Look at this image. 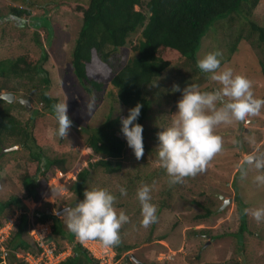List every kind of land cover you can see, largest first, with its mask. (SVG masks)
Here are the masks:
<instances>
[{
    "label": "rangeland",
    "instance_id": "obj_1",
    "mask_svg": "<svg viewBox=\"0 0 264 264\" xmlns=\"http://www.w3.org/2000/svg\"><path fill=\"white\" fill-rule=\"evenodd\" d=\"M64 1L40 0L43 8L33 9L31 17H27L24 23H17L8 16L14 1L0 0V60L24 53L40 56L42 49L46 48L49 58L44 67L52 82L48 94L57 102L68 103L69 117L75 126L71 124L67 136L58 135L54 110L40 101L41 92L36 81L11 79L9 85L18 89L13 92L16 96L13 114L23 125L30 124L28 129L36 126L35 133L42 138L46 160L65 159V169L76 174L99 159L86 144L88 136L104 123L109 114L116 117L126 110L109 94L88 90L87 83L76 76L73 52L83 20L67 11L63 5L67 2ZM72 1L86 3L88 0ZM44 16L50 22L48 27L37 26L41 25L39 18ZM252 23L264 28V0H260L249 18L233 14L217 19L203 38L197 59L219 50L222 53L221 67L248 77L254 95L264 98V39L260 31L254 30ZM136 37L131 35L130 39L134 41ZM234 45L236 49L232 51ZM114 56H120L121 62L126 63L130 56L129 47L119 49ZM100 68L106 70L107 66ZM171 68L156 95L152 118L146 123L144 155L137 159L127 147L119 171L111 173L97 168L91 172L87 183V188L105 187L113 192L117 196V210L123 209L129 216L128 222L120 229V241L130 250L123 253L119 264H264V219L257 221L251 215L256 208L264 207V184L254 181V176L264 169L248 167L246 176L241 173L247 154L264 156V107L242 124L233 119L231 123L218 125L215 132L222 137V150L209 161L204 171L172 183L158 161L155 147L157 133L170 124L171 114L177 110V101L182 95L173 87L179 84L183 89L188 83H196L201 91H207L219 85L188 59L176 62ZM183 79L188 81L186 85L182 84ZM6 81L0 78L1 84ZM108 83L106 79V85ZM7 92L3 90L2 93ZM93 98L94 109L87 112L84 106ZM20 99L31 102L30 111ZM118 135L125 140L120 132ZM30 150L16 138L6 139L0 145V206L4 207L13 198L26 197L23 180L36 167ZM56 168L60 167L51 168L49 175ZM37 184V190L47 200L36 207L35 215L26 207L11 205L5 208L0 213V225L5 224L11 229H3L4 233L10 234L12 229L17 231L16 224L22 210L28 213L31 221H36L39 213L49 211L59 215L64 207L74 206L80 199L71 192L68 179L62 185H56L39 175ZM144 184L153 186L151 202L156 205L158 217L148 227L141 224V204L136 195L137 189ZM121 186L127 189L126 195H121ZM29 205L31 209L34 207ZM241 207L249 211H244L247 230L239 237ZM207 212H210L209 216ZM60 217L63 230L72 232L66 226V217ZM30 230L29 225L23 235L29 242L33 238ZM56 239L59 247L68 242L60 235ZM5 251L6 246L2 252Z\"/></svg>",
    "mask_w": 264,
    "mask_h": 264
},
{
    "label": "trees",
    "instance_id": "obj_2",
    "mask_svg": "<svg viewBox=\"0 0 264 264\" xmlns=\"http://www.w3.org/2000/svg\"><path fill=\"white\" fill-rule=\"evenodd\" d=\"M13 1L14 5L11 6L8 16L17 23H24L27 17L32 16L33 9L44 6L40 4V0ZM64 2H67L63 4L67 11L80 16L83 20L73 52L76 76L87 83L88 90L94 89L99 93L109 94L126 110L116 117L109 114L104 123L86 140L92 154L99 156V159L84 168L79 173L77 181L71 185V192L82 199L83 191L87 187L93 170L101 167L113 173L121 168L128 145L126 140L118 135L121 127L120 117L127 115L130 107L138 102L141 103L143 107L139 123L144 126L145 139L148 132L146 123L152 118L156 95L165 75L171 72V67L183 59L197 64V54L209 27L223 16L238 14L244 18L251 17L260 0H148L147 2L144 0H88L86 3L66 0ZM39 19L41 20V25H37L39 27L42 25L48 27L50 24L45 16ZM252 25L254 30L261 32L264 39V28L253 23ZM131 35H137L136 40L130 39ZM126 46L130 49V56L126 63H122L120 56H114V53ZM231 49L235 50L236 46L234 45ZM42 51L40 56L24 53L0 60V78L7 80L5 84L0 83V95L3 94V90L8 92L18 90L16 86L9 85L11 79L36 81L39 84L37 86L40 87V101L46 103L48 108H53L57 101L48 94L52 82L44 67L49 55L46 48ZM103 65L107 66L106 70L100 68ZM262 74L264 76V65ZM106 79L109 80L108 85H106ZM185 83L188 81L183 79L182 84ZM22 96L30 98L29 95ZM240 122L243 123V121ZM29 126L30 124L23 125L15 117L13 103L0 98V145L6 139L16 138L18 142L31 149V156L36 167L33 172L26 175L23 181L25 198L36 203L42 199V194L37 190L39 175L44 176L49 182L51 168L60 167L59 169L67 170L65 159L46 160L44 158L42 138L36 135L35 125L32 130L28 129ZM11 205L24 207L23 198H13L4 207L0 206V213ZM27 214L24 210L16 224L17 231H14L11 238L5 242L6 247H10L7 256L9 264H25L17 259L16 253L24 254L30 250H39L37 246L35 248L34 244L23 238L29 226ZM206 215L209 216L210 212ZM240 218L239 237L247 230L246 214L242 207ZM37 219L42 222L53 219L55 240L58 235L64 239L76 236L73 232L64 231L61 220L47 212L39 213ZM2 225L4 224L0 226ZM115 246L118 259L130 250L127 246H123L121 241ZM3 260L0 253V264ZM60 264L98 263L89 256L88 252L77 246L73 255Z\"/></svg>",
    "mask_w": 264,
    "mask_h": 264
},
{
    "label": "clouds",
    "instance_id": "obj_3",
    "mask_svg": "<svg viewBox=\"0 0 264 264\" xmlns=\"http://www.w3.org/2000/svg\"><path fill=\"white\" fill-rule=\"evenodd\" d=\"M221 56L222 53L219 50L210 51L196 61L199 69L209 74L211 80L218 82V87L207 91H201L200 86L196 83H188L183 89L179 84H175L173 87L174 91H180L182 95L177 101V110L171 114L170 124L157 133L158 144L155 147L158 161L166 169L172 183L182 182L183 178L204 171L209 161L222 150V137L215 132L218 125L231 123L233 119L246 122L247 117L259 114L261 108L264 107V98H258L254 95L252 81L244 75L234 74L231 68H222ZM94 104V98L86 102L84 106L86 111L91 112L94 109ZM142 107L143 105L138 102L128 109L127 115L120 117V133L137 159L141 158L145 152L144 126L139 123ZM53 110L58 123V135L65 137L72 124L68 113V103L57 102L53 105ZM248 167H254L257 170L264 169V156L256 153L247 154L241 165L242 175H247ZM58 171L71 173L68 170L57 169L50 174V182L54 183L53 177ZM81 171L79 169L74 174L75 179H68L71 185L77 181ZM64 180L60 184H55L62 185ZM254 181L258 184H264V172L256 174ZM152 188L153 186L144 184L137 189L136 193L141 204L143 217L141 224L144 227H148L158 219L156 205L151 202ZM119 191L121 195L127 194V189L124 186H121ZM43 200L47 199L42 196V199L35 203L25 198L23 205L35 215L36 207L42 206L40 204L43 203ZM116 200L117 196L105 187H86L83 191V198L79 199L74 206L64 207L59 215L48 211L47 213L55 218L66 217L67 228L76 235L74 238L65 239L68 242L62 247L58 246V242L53 237V219L46 222L37 219L35 222L49 223L52 229L50 240L61 251L71 250L70 255L65 260L71 257L74 249L79 246L98 263V260L85 246V243L91 242H100L104 246H111L116 251V258L118 259L115 245L120 243V229L123 224L128 222L129 216L123 209L117 210ZM29 204L34 207L31 209ZM244 211L248 212L249 209L246 208ZM20 212L23 213V210ZM251 215L257 221L264 219V207L256 208L251 212ZM29 217L28 215V224L31 228L32 221ZM4 225L0 226V229ZM13 232L12 229L5 242L11 238ZM31 239V244H34L36 248V242L33 238ZM5 242L2 246L4 249L0 248L2 251L5 250ZM2 251L0 253L4 258L3 264L7 263L5 256L7 253L9 254L10 247H6L5 252ZM37 251L36 249L27 252L34 253ZM19 255L22 253H16L17 259L28 264ZM120 259H118L119 263Z\"/></svg>",
    "mask_w": 264,
    "mask_h": 264
},
{
    "label": "built area",
    "instance_id": "obj_4",
    "mask_svg": "<svg viewBox=\"0 0 264 264\" xmlns=\"http://www.w3.org/2000/svg\"><path fill=\"white\" fill-rule=\"evenodd\" d=\"M63 179H75L74 173H65L63 171H58L53 177V182L60 184ZM31 235L33 240L36 242L38 247L37 252H27L26 254L19 255L28 264H59L64 261L71 253L70 249L59 250L56 244L50 240V234L52 233L51 225L36 223L32 221L31 223ZM11 229V227H2L0 229V248L4 249L2 246L10 234L4 233L3 229ZM12 231V230H11ZM11 233V232H10ZM85 246L91 251L94 257L98 260L99 264H118L119 261L116 258V251L111 246H104L100 242L85 243Z\"/></svg>",
    "mask_w": 264,
    "mask_h": 264
},
{
    "label": "water",
    "instance_id": "obj_5",
    "mask_svg": "<svg viewBox=\"0 0 264 264\" xmlns=\"http://www.w3.org/2000/svg\"><path fill=\"white\" fill-rule=\"evenodd\" d=\"M1 99L7 100L10 103H13L15 101V94L13 92L3 93L0 95ZM20 102L27 108L28 111L31 110V102L26 99H20ZM72 124L75 126L74 122Z\"/></svg>",
    "mask_w": 264,
    "mask_h": 264
}]
</instances>
